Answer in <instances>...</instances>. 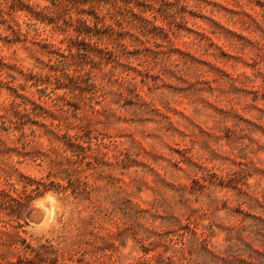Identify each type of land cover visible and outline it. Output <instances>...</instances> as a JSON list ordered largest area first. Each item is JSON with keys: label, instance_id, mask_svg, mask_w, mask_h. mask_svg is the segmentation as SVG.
Returning a JSON list of instances; mask_svg holds the SVG:
<instances>
[{"label": "rangeland", "instance_id": "1", "mask_svg": "<svg viewBox=\"0 0 264 264\" xmlns=\"http://www.w3.org/2000/svg\"><path fill=\"white\" fill-rule=\"evenodd\" d=\"M0 264H264V0H0Z\"/></svg>", "mask_w": 264, "mask_h": 264}]
</instances>
